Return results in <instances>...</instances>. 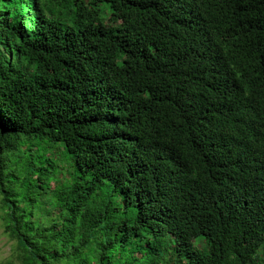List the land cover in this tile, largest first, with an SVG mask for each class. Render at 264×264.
Returning a JSON list of instances; mask_svg holds the SVG:
<instances>
[{
	"label": "trees",
	"instance_id": "trees-1",
	"mask_svg": "<svg viewBox=\"0 0 264 264\" xmlns=\"http://www.w3.org/2000/svg\"><path fill=\"white\" fill-rule=\"evenodd\" d=\"M0 264H264V0H0Z\"/></svg>",
	"mask_w": 264,
	"mask_h": 264
},
{
	"label": "rangeland",
	"instance_id": "rangeland-1",
	"mask_svg": "<svg viewBox=\"0 0 264 264\" xmlns=\"http://www.w3.org/2000/svg\"><path fill=\"white\" fill-rule=\"evenodd\" d=\"M13 244L14 243L3 233V227L0 220V263L11 255Z\"/></svg>",
	"mask_w": 264,
	"mask_h": 264
}]
</instances>
